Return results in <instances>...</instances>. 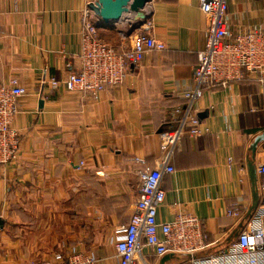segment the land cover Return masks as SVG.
Segmentation results:
<instances>
[{
    "label": "crops",
    "instance_id": "obj_1",
    "mask_svg": "<svg viewBox=\"0 0 264 264\" xmlns=\"http://www.w3.org/2000/svg\"><path fill=\"white\" fill-rule=\"evenodd\" d=\"M228 2L231 32L264 27V0ZM86 7V0H0V82L16 78L28 89L14 119L21 154L0 164V264L80 251L97 255L99 264H119L115 229L133 215L138 171L158 166L160 134L177 120L175 108L186 105L183 93L196 86L194 69L208 36L200 1L152 0L145 9L148 32L166 49L131 66L122 85L97 94L69 90L62 80L80 64ZM135 21L133 15L121 20ZM52 78L61 81L58 87ZM194 108L209 132L184 137L174 172L161 179L166 199L158 219L195 213L208 246L194 256L205 257L232 244L264 207V141L255 156L250 150L264 132V83L247 74L230 86L206 88ZM250 162L259 193L252 217ZM229 208L241 216L229 215ZM165 255L170 258L163 262ZM165 255L144 249L146 264H188L191 258Z\"/></svg>",
    "mask_w": 264,
    "mask_h": 264
},
{
    "label": "built area",
    "instance_id": "obj_2",
    "mask_svg": "<svg viewBox=\"0 0 264 264\" xmlns=\"http://www.w3.org/2000/svg\"><path fill=\"white\" fill-rule=\"evenodd\" d=\"M86 0L83 13L84 26L79 52V66L62 80L69 90L97 94L108 86L122 85L132 65L142 62L154 50L166 49L163 40L149 31L148 21L132 34L130 43L115 46L99 35L95 12ZM207 17V41L199 53L194 69L196 86L183 93L185 106H177V120L161 135L162 159L154 168L138 171L140 196L137 199L127 225L115 229L114 246L119 264H146L144 249H151L161 258L167 253L191 255L188 264H264V207L250 219L232 244L216 254L196 257L205 249L207 235L201 219L191 212H178L171 221H159V207L164 203V174L173 173L172 159L181 149L184 137L203 136L209 132L194 108L206 88L230 86L249 74L264 83V27H251L235 33L229 30L228 0H199ZM143 29V30H141ZM69 65V64H68ZM45 82V81H43ZM50 84L58 87L60 80L52 78ZM16 78L8 83L0 82V164H9L21 154L23 138L15 126L20 111L19 99L26 96ZM140 161V160H137ZM83 162L79 166H83ZM264 173V165L259 168ZM231 216H241V210L229 208ZM99 257L92 252H76L69 255L56 253L47 260H33L30 264H99Z\"/></svg>",
    "mask_w": 264,
    "mask_h": 264
},
{
    "label": "water",
    "instance_id": "obj_3",
    "mask_svg": "<svg viewBox=\"0 0 264 264\" xmlns=\"http://www.w3.org/2000/svg\"><path fill=\"white\" fill-rule=\"evenodd\" d=\"M152 0H94L90 2L91 9L95 12L99 19L97 23L98 28H113L116 23L121 22L126 15H133L136 23H131V30L128 32L132 34L142 25L148 21V14L145 12L146 7ZM134 66V65H132ZM264 141V132L257 135L254 142L251 144L250 150L252 155L255 156L258 144ZM257 168L252 162L249 163V176L252 180V194L253 204L250 207L249 217H252L259 205L258 193V177L256 175ZM170 258V255L162 257L161 261L165 262Z\"/></svg>",
    "mask_w": 264,
    "mask_h": 264
},
{
    "label": "rangeland",
    "instance_id": "obj_4",
    "mask_svg": "<svg viewBox=\"0 0 264 264\" xmlns=\"http://www.w3.org/2000/svg\"><path fill=\"white\" fill-rule=\"evenodd\" d=\"M135 21L134 23H136ZM120 23V24H119ZM118 26H114L113 28H101L99 33L100 36L110 42L111 44L121 45L122 43L129 44L131 35H128L131 30V25L129 22H119ZM147 24V23H146ZM139 29V28H138ZM137 29V31H138ZM143 30V29H142Z\"/></svg>",
    "mask_w": 264,
    "mask_h": 264
}]
</instances>
